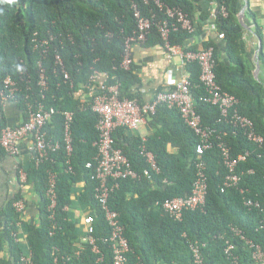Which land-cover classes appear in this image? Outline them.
<instances>
[{"label": "trees", "instance_id": "16d2710c", "mask_svg": "<svg viewBox=\"0 0 264 264\" xmlns=\"http://www.w3.org/2000/svg\"><path fill=\"white\" fill-rule=\"evenodd\" d=\"M161 1L183 10L191 18L194 31L179 28L170 33L169 41L193 51L200 50L192 44L193 36L203 34V26L211 20L213 9L218 10L212 21L216 23V33H224V38L220 41L210 38L202 49L214 47L217 83L223 91L236 96L239 112L253 121L256 132L264 138V80L253 73L254 64L244 39L245 27L238 18L244 0ZM134 3L145 17L166 18L154 0L148 4L143 0H0V90L7 77L15 79L20 88L17 101L27 114V103L41 100L39 81L44 69L48 89L42 101L46 107H55L58 111L44 130L59 143V148L47 159L39 165L32 159L25 170L27 180L23 186L32 189L36 196L33 203L38 208V223L25 220L13 205L25 199L28 206L24 187L0 211V248L7 243L10 251L7 258H0L1 264H26L22 257L28 254L33 264H60L62 257H70V264H101L98 258L102 255L103 263L113 264L110 245L104 242L112 227L96 198L97 181L93 178L97 167L94 142L99 139L96 127L99 115L92 109L86 85L98 71L106 77V84L120 83L121 98L147 101L139 91L142 81L134 71V60L129 69L122 66L125 42L137 30ZM222 6L227 15L221 14ZM36 32L39 40H49L47 45L35 48L32 37ZM150 39L165 45L155 26L144 44ZM57 55L71 75L69 82H65L61 67L56 63ZM258 58L264 62L263 50ZM185 70L203 123L215 126L221 135V139L214 137L216 147L203 155L207 163L206 203L197 209L185 210L179 221L156 205L167 199L189 196L197 176L195 147L199 139L178 110L159 105L147 121L151 131L146 136L139 130L119 127L113 134L115 147L122 149L138 173L137 178L121 179L109 199L110 208L118 213L117 219L130 245L124 264H193L190 245L195 241L205 243L203 252L207 264H234L225 254L228 241L234 244L238 264H253V250L247 240L261 245L264 250V229L261 228L264 142L254 143L243 130L218 122L220 109L200 100L207 94L200 81V64L190 62ZM165 87L162 85L156 93ZM65 110L74 113L70 153L61 114ZM5 126L1 124L0 128ZM220 142L230 148L232 158L248 152L237 164L239 184L226 187L224 191L222 187L229 171L223 164ZM142 144L155 155L159 172L153 170L141 154ZM0 150L3 149L0 147ZM89 162L91 167L87 166ZM51 174L56 176L55 220L50 217L51 200L47 195ZM248 199L260 206L246 205ZM76 206H82L86 215L94 216L93 235L100 253L93 251L87 239L84 220L79 223L74 219L72 207ZM235 229L240 231L239 235ZM21 230L25 232L28 253L16 240ZM56 257L60 261H56Z\"/></svg>", "mask_w": 264, "mask_h": 264}, {"label": "built area", "instance_id": "2783aa9c", "mask_svg": "<svg viewBox=\"0 0 264 264\" xmlns=\"http://www.w3.org/2000/svg\"><path fill=\"white\" fill-rule=\"evenodd\" d=\"M146 4L150 0H143ZM155 5L165 13L166 18L155 20L145 17L138 4H133L134 17L137 21V30L134 35L127 38L125 42V50L123 54L122 66L129 69L133 63L134 57L132 54V46L135 43L144 42L148 34L155 26L165 40V49L170 56L178 58L180 63L186 64L196 61L200 64V81L206 88L207 94H203L200 100L217 106L221 111V116L218 122H226L234 128L243 130L250 141L257 144H262L264 138L255 130L254 123L248 117L242 115L238 110L239 100L236 96L223 91L222 87L217 83L215 67L216 60L214 58V47L200 49L199 51L187 50L179 44H172L169 41L172 31L182 28L189 32L194 31V26L191 18L187 13L179 8H172L164 4L161 0H154ZM218 12L213 9V16ZM221 14L227 15L225 6L221 7ZM210 29L217 30L216 23L210 22ZM219 38H224V33H219ZM32 41L35 48L48 44V39L39 40L38 32L34 33ZM46 51V49H44ZM56 63L61 67V72L65 82L71 80V75L65 67V63L61 56L57 55ZM73 85V83H72ZM41 87V100L27 103L28 119L20 126L0 128V147L9 155L19 154V145L24 140L30 141V153L36 165H39L47 159L52 151L59 148V143L54 142L48 137L44 130L47 123L52 119L53 115L58 111L55 107H46L43 103L45 91L48 89L47 79L44 69L41 71L39 81ZM90 91L92 98V109L98 113L99 120L97 130L99 131V139L94 142L97 147V167L93 178L97 181L96 198L99 204L106 212V219L112 227V232L109 237L104 239L105 243L110 245L113 255V264H124L126 262V254L130 250L129 242L124 235V227L117 219L118 213L113 211L109 205L111 193L120 185V180L123 178H137L138 173L133 169L132 163L123 153L121 148L115 147L114 132L119 127H126L129 130H139L140 127L147 123L149 117L154 115L159 105H165L169 109L179 111L184 122L195 132L199 141L195 147L196 151V167L197 176L192 186V192L186 197H176L167 199L164 202H157V206H161L175 220H181L185 210H194L202 207L206 203L208 194V179H207V163L203 159V155L207 150L215 148L214 137L221 139L218 130L215 126L205 125L202 116L197 110L195 98L192 93V82L189 74H186L171 87L166 86L163 90L157 92L151 99L141 103L138 99L121 98L120 83L106 84L102 79V74L95 71L91 75L90 81L86 85ZM173 86V87H172ZM20 91L18 83L12 77H7L4 80L3 88L0 90V103L3 104L9 100H17V94ZM86 101V98L83 99ZM64 118V136L68 152L73 150L72 147V124L74 113L71 111H62ZM223 132L222 134H224ZM218 147L221 149L223 164L227 167L229 173L225 179L222 191L226 187L236 186L239 184L240 176L236 173V168L239 160L245 159L248 155L241 154L237 158H232L230 148L220 142ZM141 154L146 158L150 167L159 172L160 168L157 165L155 155L147 150L144 144L141 145ZM88 167L92 164L89 162ZM55 174H51L47 195L51 200L49 205L50 217L55 220V208L57 205V194L55 191L56 178ZM21 182H26L27 174L25 171L20 172ZM245 204L252 207H259L260 204L252 199L245 201ZM14 207L20 213L25 215L27 211V202L25 199H19L14 202ZM85 230L88 235V241L93 246L95 253H100L99 245L94 237L95 218L93 215L84 216ZM55 226V225H54ZM261 228L264 229V221L261 222ZM235 231L240 233L239 230ZM17 237V233H14ZM244 238V236H242ZM245 239V238H244ZM247 244L252 248L253 264H264V250L259 244L247 240ZM205 243L195 241L191 243L190 248L193 257V264H207L203 252ZM234 244L227 242L225 254L232 259L234 264H238V257L234 253ZM56 261H60L56 257ZM70 257H62L60 264H70ZM22 261L26 264H33L31 254L24 255ZM98 261L105 264L104 256H99ZM1 264V263H0Z\"/></svg>", "mask_w": 264, "mask_h": 264}, {"label": "crops", "instance_id": "0c3cea01", "mask_svg": "<svg viewBox=\"0 0 264 264\" xmlns=\"http://www.w3.org/2000/svg\"><path fill=\"white\" fill-rule=\"evenodd\" d=\"M248 1L249 5L245 10V21L248 28H245L244 39L247 43L250 59L254 64V73L257 69L255 62L260 60L258 58L259 52L261 50L264 51V0ZM244 4L245 0L242 5L243 7ZM212 20L213 16L211 20L204 24L202 35L193 36L192 44L197 45L198 49H202L203 43L210 38L220 41L217 33L210 29V22ZM259 38H261L262 43ZM133 57L134 71L142 81V85H139V91L144 95L145 100L151 99L162 85H174L186 74L185 66L180 63L178 58L170 56L163 45L153 43L151 39L145 44H136L133 47ZM259 63L260 69L258 71V77L264 80V62L259 61ZM102 79L106 81V77L102 76ZM136 89L138 90V87ZM0 106V127L1 124H5V127H15L22 124L28 118L24 108L17 100H9L3 104L0 103ZM150 131L146 123L140 127L138 132L142 136H146ZM19 146V154L15 156L0 150V211L20 191L21 187H24L23 182L20 180V172L25 171L32 161L29 139L24 140ZM23 190L28 200L24 219L38 223V208L33 203L36 201V196L32 189L24 187ZM74 208L75 212L80 214L78 222L83 223L86 211L83 210L84 208L82 206H76ZM79 209H82L83 212L80 213ZM73 217L75 220L77 219L74 214ZM16 240L21 243L24 251L28 253V245L23 230H21ZM9 254V246L5 243L0 248V258H7Z\"/></svg>", "mask_w": 264, "mask_h": 264}, {"label": "water", "instance_id": "95a60500", "mask_svg": "<svg viewBox=\"0 0 264 264\" xmlns=\"http://www.w3.org/2000/svg\"><path fill=\"white\" fill-rule=\"evenodd\" d=\"M249 5V1L248 0H245V4H244V7L241 9L240 13L238 14V18H239V22L245 27V28H248V25L245 21V10H246V7ZM260 42L262 43V40L261 38H259ZM255 65H256V70L254 71V75L256 78H258V71L260 69V63L259 61H256L255 62Z\"/></svg>", "mask_w": 264, "mask_h": 264}, {"label": "rangeland", "instance_id": "374dc122", "mask_svg": "<svg viewBox=\"0 0 264 264\" xmlns=\"http://www.w3.org/2000/svg\"><path fill=\"white\" fill-rule=\"evenodd\" d=\"M26 121H27V120H26ZM24 122H25V121H24ZM24 122H23V123H24ZM23 123H22V124H23ZM22 124H20V125H22ZM20 125H18V126H20ZM83 210H85V209H83ZM85 211H86V210H85ZM72 212H73V214H74V215L76 216V218H77L76 221H78V218H79L80 214H79L78 212H75V208H74V207L72 208ZM79 212L82 213V212H83L82 209H79ZM81 217H82V216H81ZM81 217H80V218H81ZM80 220H82V219H80Z\"/></svg>", "mask_w": 264, "mask_h": 264}, {"label": "clouds", "instance_id": "9594fccd", "mask_svg": "<svg viewBox=\"0 0 264 264\" xmlns=\"http://www.w3.org/2000/svg\"><path fill=\"white\" fill-rule=\"evenodd\" d=\"M132 7H133V6H132ZM215 32H216V31H215ZM150 33H151V32H150ZM150 33H149V34H150ZM149 34H148V35H149ZM217 35H218V34H217ZM218 37H219V35H218ZM147 38H148V36H147ZM146 40H147V39H146ZM146 40H145V41H146ZM145 41H144V42H145ZM144 42L135 43V44L132 46V54H133V47H134L136 44H141V43H144Z\"/></svg>", "mask_w": 264, "mask_h": 264}]
</instances>
